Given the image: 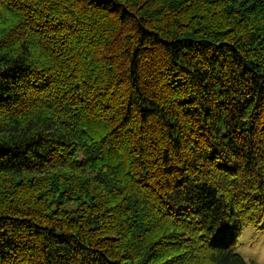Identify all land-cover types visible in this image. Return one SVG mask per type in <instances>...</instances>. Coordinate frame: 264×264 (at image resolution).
Returning a JSON list of instances; mask_svg holds the SVG:
<instances>
[{"label": "trees", "instance_id": "1", "mask_svg": "<svg viewBox=\"0 0 264 264\" xmlns=\"http://www.w3.org/2000/svg\"><path fill=\"white\" fill-rule=\"evenodd\" d=\"M264 0H0V264H256Z\"/></svg>", "mask_w": 264, "mask_h": 264}, {"label": "rangeland", "instance_id": "2", "mask_svg": "<svg viewBox=\"0 0 264 264\" xmlns=\"http://www.w3.org/2000/svg\"><path fill=\"white\" fill-rule=\"evenodd\" d=\"M238 253L246 261L264 264V231L247 227L238 241Z\"/></svg>", "mask_w": 264, "mask_h": 264}]
</instances>
